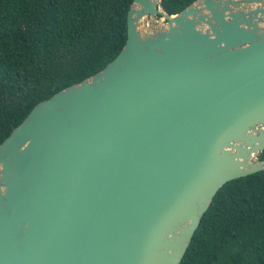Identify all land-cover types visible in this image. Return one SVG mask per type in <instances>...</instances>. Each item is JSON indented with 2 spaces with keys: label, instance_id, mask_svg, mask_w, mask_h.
<instances>
[{
  "label": "water",
  "instance_id": "obj_1",
  "mask_svg": "<svg viewBox=\"0 0 264 264\" xmlns=\"http://www.w3.org/2000/svg\"><path fill=\"white\" fill-rule=\"evenodd\" d=\"M162 1L0 143V264H180L218 190L264 170V0Z\"/></svg>",
  "mask_w": 264,
  "mask_h": 264
},
{
  "label": "trees",
  "instance_id": "obj_2",
  "mask_svg": "<svg viewBox=\"0 0 264 264\" xmlns=\"http://www.w3.org/2000/svg\"><path fill=\"white\" fill-rule=\"evenodd\" d=\"M193 1L162 3L174 14ZM132 3L0 0V143L38 102L119 54ZM180 264H264V170L218 190Z\"/></svg>",
  "mask_w": 264,
  "mask_h": 264
},
{
  "label": "rangeland",
  "instance_id": "obj_3",
  "mask_svg": "<svg viewBox=\"0 0 264 264\" xmlns=\"http://www.w3.org/2000/svg\"><path fill=\"white\" fill-rule=\"evenodd\" d=\"M159 17V16H158ZM160 18V17H159Z\"/></svg>",
  "mask_w": 264,
  "mask_h": 264
}]
</instances>
